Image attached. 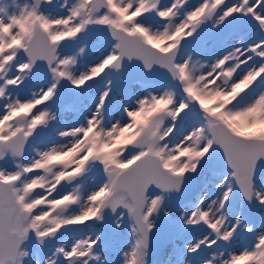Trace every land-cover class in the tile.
Masks as SVG:
<instances>
[{"label": "snow or ice", "instance_id": "snow-or-ice-1", "mask_svg": "<svg viewBox=\"0 0 264 264\" xmlns=\"http://www.w3.org/2000/svg\"><path fill=\"white\" fill-rule=\"evenodd\" d=\"M126 218L115 264H264V0H0V264H112Z\"/></svg>", "mask_w": 264, "mask_h": 264}, {"label": "rangeland", "instance_id": "rangeland-1", "mask_svg": "<svg viewBox=\"0 0 264 264\" xmlns=\"http://www.w3.org/2000/svg\"><path fill=\"white\" fill-rule=\"evenodd\" d=\"M96 55H98V53H94L92 56H90L89 59L90 60L95 59ZM90 106H91L90 100L77 98L76 103L74 105H71L69 109H65L64 107L61 108L63 114L62 122L68 124L75 123L79 113L82 110H84L86 107H90ZM257 223L259 222L257 221ZM132 241H133V234L131 232V222L126 218L123 229L115 235L112 234L109 235V242L103 255L105 256L106 259L112 262V264H115V262L119 259L122 250H126L127 248H129L131 246ZM246 242H247V238H242L240 244ZM237 247H239V244L237 245ZM163 260L164 258L163 257L160 258V256L158 258L156 257L154 259L153 257V259H151L152 264H160Z\"/></svg>", "mask_w": 264, "mask_h": 264}, {"label": "flooded vegetation", "instance_id": "flooded-vegetation-1", "mask_svg": "<svg viewBox=\"0 0 264 264\" xmlns=\"http://www.w3.org/2000/svg\"><path fill=\"white\" fill-rule=\"evenodd\" d=\"M193 2H197V0H193ZM249 32L250 30L245 29L230 30L226 32L222 37L214 39L213 42L208 45L209 50L207 51L206 55L211 57L215 53H218L225 48H230L233 45H238V42L241 38H254V36L249 35ZM76 99L77 98L74 97L71 102L67 104H62V107H64L65 109H69L71 105H74L76 103Z\"/></svg>", "mask_w": 264, "mask_h": 264}, {"label": "water", "instance_id": "water-1", "mask_svg": "<svg viewBox=\"0 0 264 264\" xmlns=\"http://www.w3.org/2000/svg\"><path fill=\"white\" fill-rule=\"evenodd\" d=\"M73 99H74V96H73L71 93H67V94L65 95V98H64V102H63V104H67V103L71 102ZM199 183H200V182H197V184L194 185L193 190H191V191L187 194V198H191V197H193V196L196 194L195 189H196V187L199 185ZM161 254H162V252H161L159 249H157V250L154 252V254H153L152 256H153V257H157V256H159V255H161Z\"/></svg>", "mask_w": 264, "mask_h": 264}, {"label": "trees", "instance_id": "trees-1", "mask_svg": "<svg viewBox=\"0 0 264 264\" xmlns=\"http://www.w3.org/2000/svg\"><path fill=\"white\" fill-rule=\"evenodd\" d=\"M259 214H257L256 216H255V219L259 222ZM150 259H153V257H150ZM154 259H155V257H154ZM161 264V263H160Z\"/></svg>", "mask_w": 264, "mask_h": 264}]
</instances>
